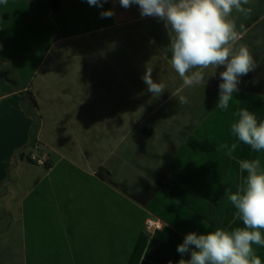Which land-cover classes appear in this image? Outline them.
Here are the masks:
<instances>
[{
    "label": "crops",
    "instance_id": "0c3cea01",
    "mask_svg": "<svg viewBox=\"0 0 264 264\" xmlns=\"http://www.w3.org/2000/svg\"><path fill=\"white\" fill-rule=\"evenodd\" d=\"M62 3L60 0L56 9L51 7V0H8L7 6L0 5V102L5 104L1 109L5 116H19L13 124L20 120L18 130L13 132L14 151L10 149L7 159L3 155V161L9 160L7 173L15 175L7 181L4 193L0 192V200L4 202L20 193L6 210L11 214L17 202L23 224L29 223L35 231L33 220L40 223L39 229L49 242L45 247L44 239L37 238L43 253L37 254L30 245L31 239L35 240L29 233L24 234V256L30 254L31 264H178L181 256L176 247L187 233L242 227L236 215L224 221L220 218L225 203L220 200L219 205L213 204V196L219 193L222 198L217 179L215 186L219 188L214 189L208 183L189 179L196 176L202 181L229 171L232 178H239L247 175L240 172V156L246 155L248 160L259 157H251L248 147L245 154L244 143L238 139L232 153L235 158L222 154L209 159L206 141L188 140L187 144L176 145L173 114L164 113L163 119L149 113L159 98L150 109H142L140 89L133 92L131 102L123 91L127 85L140 88L136 77L142 76L143 68L136 59L143 60L144 37L149 33L154 45H148L155 49L161 46L157 44L168 30L162 20L142 17L138 6L125 9L119 0H108L107 9L103 8L114 11L110 18H102V10L72 14V27L77 28L74 36L78 39L66 51L74 50L72 59L66 57L70 62L68 72L61 68L59 76L51 75L53 81L43 76L38 84H32L53 53L61 65L56 47L62 37L53 39V34L56 27L64 24L50 23L48 18L54 10H60ZM243 7L250 11L243 14L233 10L230 17L241 36L234 51L247 47L254 60L259 57L254 47L260 44L250 34H264V24L259 23L264 17V0H248ZM247 33L250 38L244 39ZM127 54L134 57L135 66L123 59ZM261 79L260 73L242 78L254 82ZM40 96L47 100L45 104ZM183 123H179L181 128ZM36 145L39 151L49 154L45 168L27 158ZM192 145H199L194 154ZM206 161L213 164L208 168ZM133 162V173L128 175L127 163ZM101 166L110 171L108 179L97 173ZM184 172L188 175L185 181L193 186H183L182 181L175 180ZM2 176L0 190L5 185ZM142 188L153 192L154 204L131 196V192ZM159 192L168 196L175 192L178 198L162 211L161 203L165 202L159 201ZM207 197L212 198V203ZM191 206L198 212L192 213ZM17 216L11 214V220ZM147 218H161L162 225L149 230ZM253 248L264 264V246ZM189 258L190 254L183 257ZM22 263L30 264L26 259Z\"/></svg>",
    "mask_w": 264,
    "mask_h": 264
},
{
    "label": "rangeland",
    "instance_id": "374dc122",
    "mask_svg": "<svg viewBox=\"0 0 264 264\" xmlns=\"http://www.w3.org/2000/svg\"><path fill=\"white\" fill-rule=\"evenodd\" d=\"M108 0L106 3H103V8L107 9ZM131 7H135V5H132ZM103 8L96 7V6H90L87 3V0H63V3L61 4L60 10H54L51 15L48 18V22L56 24V21H60V23L64 24V26H58L56 27V32L53 34V39L57 37H62L59 44L56 47V50H59L58 56L61 60V65L59 66L56 61L55 53H53L49 59L44 63L43 67L38 71V77L35 78V76L32 79V84L36 85L38 84V80L43 77L47 76L51 78L52 76H59L62 70L67 73L70 67V62L67 60V58L72 59L73 51L67 49L78 39L77 35L74 36V33L77 31V28L72 27L73 17L72 14H82V12H86L87 10H103ZM135 10V9H133ZM84 18V17H83ZM82 17H78L77 19L82 20ZM264 18V17H263ZM261 19L259 23L262 25L264 24V19ZM263 21V22H262ZM59 23V24H60ZM77 24V22H76ZM79 30V29H78ZM149 33L148 36L144 37V45L146 46V49L143 53V60H140L138 57L136 61L139 64H142L143 68V74L147 71L150 72L152 75L153 80L162 83L166 86V90L162 94V96L158 98H153L152 94L147 92V86L144 84L143 80L140 79L142 76L140 74L136 77V84L140 88H132L131 86L127 85L126 89H123V91H126L129 95V102L132 100V94L134 91L141 90V96L142 101L140 103V108L150 109L152 105L154 104L153 109L151 110L152 116H160L161 118H164V115L168 112L173 114L176 124H174V127L176 129V134L174 137L176 138V145L186 143L189 140L190 142H198V141H206L205 147L208 148L209 151V159L216 158L217 156H221L222 154H225V149L221 148V145L227 144L229 147L232 143H237V137H235L231 132V125L238 120V113L241 109H248L251 112H253L259 121L264 120V34L259 33H253L250 35H253L257 38V43L260 44L259 46L254 47L259 54V57L254 59V67L249 72L251 74L260 73L263 77L261 80H242L241 84L239 85L240 91L238 93H233V98L229 102V107L227 110H221L219 107H217V102L219 98V90H218V84L220 83L219 80V72L222 70L220 68L218 69H201V71L210 72V71H216V76L214 78L209 79L206 87L203 85H194L191 87H185L183 85L182 79L179 76H176L175 70H173L170 60H171V51H170V37L168 30L166 31V34L161 38V41L157 45H161L158 49H155L151 47L148 44H153L150 40ZM155 35V34H154ZM87 37V36H85ZM250 38L248 36V33L246 34L245 38ZM148 45V46H147ZM154 45V44H153ZM238 47L237 43L233 45V49ZM67 57V58H66ZM133 56L130 54L124 55L123 59H126L128 64L132 63L134 65ZM257 61V62H256ZM135 66V65H134ZM138 68L140 66H137ZM167 71V72H166ZM166 72L164 75V79H160L162 74ZM133 73L136 74V69L133 67ZM248 73V74H249ZM168 78V79H167ZM53 81V78H51ZM130 85L131 82H128ZM41 85V84H40ZM45 92H48V90H44ZM143 91V92H142ZM143 93V94H142ZM36 95V92L34 93ZM173 94V95H172ZM184 96L187 98V103L181 105L178 102V97ZM40 101L45 104L47 100L43 97H39ZM29 101V100H28ZM3 102H0V177L4 175L3 178L5 185L0 190L2 193H4V188L7 186V181H12L14 178L15 173L9 171L7 173V166L9 164L8 161H3L4 156L7 155L6 159L8 158L9 151L11 149V152L14 150V140H13V132H16L18 130V126L20 124V120H18L15 124L13 122L16 121V119L19 116H5V111L1 109L2 106L5 104H2ZM156 105V106H155ZM149 113H144L145 115ZM12 118V119H11ZM11 119V120H10ZM180 122H184L182 125H184L182 128L179 126ZM218 123L222 126H217ZM163 131L160 132V139H162ZM182 140V142H181ZM219 142H221L219 144ZM240 142V141H239ZM243 143V142H242ZM12 146V147H11ZM39 146L36 145L34 150L39 151ZM245 147V154L247 153V147L248 152L251 153V157L257 156L259 157V160L261 162V169H264V158H263V152L261 151H255L251 149L249 145L244 144ZM186 148H189L187 146ZM192 154L196 153L199 150V145H192L191 147ZM213 154V155H211ZM230 157V156H229ZM231 157H236L235 154H233ZM28 158V155H27ZM26 158V161H28ZM241 159H246V155L244 158L240 156ZM18 160H22L20 157H18ZM30 161V160H29ZM28 161V162H29ZM240 161V160H239ZM13 163V162H12ZM175 164H181L183 162L181 161H174ZM127 173L128 175H131L133 171L131 170L133 164L127 163ZM206 164L211 166L213 164V161H206ZM39 166V165H38ZM41 168H45V166H40ZM193 171H197L194 168H191ZM175 171H179L177 167H175ZM229 171V170H228ZM210 170L208 169L207 175H210ZM3 177V176H2ZM245 176L241 175L239 178H232L230 171L228 174L224 175H216L214 176H208L204 177L202 181H199V178L190 177L189 180H192L193 182L199 184V182L202 183H208L209 186H211L212 189H214L215 186V180L217 179V182L219 186L222 188L220 190L221 195L218 193L217 196H213V204H220V200L225 203V207L223 209H219L220 212V218L222 220H227L230 218H233L236 214V209L234 205L231 204L230 200L228 199V196L236 192L238 187L235 186V184H238L240 186L243 182ZM38 178V177H37ZM176 181H182L183 186H193V183H189L188 181V175L186 172H184V175L181 177L175 178ZM215 188H219L218 185L215 186ZM211 189V190H212ZM132 191V189H130ZM1 193V194H2ZM0 194V195H1ZM153 192L149 189H141L140 192H131L132 197H136L138 199H143L145 201H150L151 204H154V200L152 199ZM20 193L14 194L10 199L2 202L0 200V264H23L22 261L26 259L30 262V254H27L24 256V248L25 245L23 244V236L24 234L28 236V233L35 241L31 239V243L35 250L40 254H43L41 251L42 246H40V241H42V238L44 239L45 247L49 245V242H46L45 234L42 233L39 229L41 227L40 223L36 222L33 225L35 227V231H32V228L30 225H27L29 223L23 224V221L21 219L22 212L20 205L17 203H14L10 209L11 214L18 215L14 218V220H11V214L8 210H6V207H9V202L16 201L18 199V196ZM193 196L195 194H192ZM159 201H164L165 203L162 204V211L163 209L166 210L169 208V205L172 203H175L176 198H178L177 193L172 192L169 196L167 194L158 193ZM190 197V194L188 198ZM206 197V196H205ZM199 199V197H197ZM220 198V199H219ZM204 199H201V204L204 203ZM208 203H212V198L207 197ZM157 205L160 203H156ZM194 204V203H193ZM199 204V201H198ZM197 205V204H194ZM192 207V206H191ZM193 208V207H192ZM180 209V207H179ZM196 209H192V213L195 212ZM21 212V213H20ZM177 216V215H176ZM233 216V217H232ZM161 221V218H154ZM238 219V218H237ZM42 219H40L41 221ZM240 220V219H239ZM30 222V221H29ZM32 223V222H30ZM162 223V222H161ZM44 224V223H43ZM242 220H241V223ZM33 232H36L35 235ZM46 233V231H45ZM42 237V238H41ZM37 238L40 239V241L37 242ZM43 243V242H42ZM47 243V244H46ZM31 252V251H30ZM46 252V251H43ZM20 255L21 258H20ZM264 255V252L261 254ZM22 260V261H21Z\"/></svg>",
    "mask_w": 264,
    "mask_h": 264
},
{
    "label": "clouds",
    "instance_id": "9594fccd",
    "mask_svg": "<svg viewBox=\"0 0 264 264\" xmlns=\"http://www.w3.org/2000/svg\"><path fill=\"white\" fill-rule=\"evenodd\" d=\"M107 0H87L90 6L103 8ZM127 9L139 7L142 17L162 20L170 37L171 66L182 79L185 87L203 85L219 72V98L217 107L227 110L233 93L240 91L242 78L254 67L253 56L247 47L234 51L233 45L241 39L235 22L230 19L233 10L247 14L243 7L248 0H119ZM8 0H0L7 6ZM102 18L114 15L112 9L102 10ZM147 92L159 98L166 86L153 80L150 72L141 77ZM173 95V94H172ZM186 104L187 98L178 97ZM238 120L231 125L232 134L255 151L264 150V120L244 108ZM225 154L232 156L237 143L221 145ZM235 158V157H232ZM241 173H247L236 192L228 196L237 210V218L243 226L231 231L215 229L205 233L189 232L178 244L176 251L181 259L178 264H262L255 254L253 245L264 246V169L259 159L239 161ZM185 254L190 258L185 260Z\"/></svg>",
    "mask_w": 264,
    "mask_h": 264
},
{
    "label": "built area",
    "instance_id": "2783aa9c",
    "mask_svg": "<svg viewBox=\"0 0 264 264\" xmlns=\"http://www.w3.org/2000/svg\"><path fill=\"white\" fill-rule=\"evenodd\" d=\"M48 157L49 154L46 150L43 151L33 150L28 154L29 160H31L33 163L39 166H46L48 162ZM146 225L149 228V230H154L156 228H159L162 225V223L158 219L147 218Z\"/></svg>",
    "mask_w": 264,
    "mask_h": 264
},
{
    "label": "trees",
    "instance_id": "16d2710c",
    "mask_svg": "<svg viewBox=\"0 0 264 264\" xmlns=\"http://www.w3.org/2000/svg\"><path fill=\"white\" fill-rule=\"evenodd\" d=\"M59 3H60V0H51V7H52L53 9H56V8L59 7ZM8 79H9V81L15 83V81H14L13 79H11V78H8ZM29 95H30V94H29ZM32 101H33V103H36V100H35L34 96H32ZM34 105H36V104H34ZM28 159H29V158H28ZM30 161H31V160H30ZM47 165H48V164H47ZM47 165H46V166H47ZM97 173H98L100 176H102L103 178H105V179H108V177H109V175H110V171H109L108 169H106L104 166L99 167Z\"/></svg>",
    "mask_w": 264,
    "mask_h": 264
}]
</instances>
